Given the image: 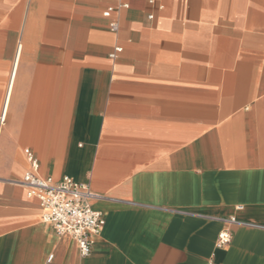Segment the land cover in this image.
<instances>
[{"label":"crops","instance_id":"crops-1","mask_svg":"<svg viewBox=\"0 0 264 264\" xmlns=\"http://www.w3.org/2000/svg\"><path fill=\"white\" fill-rule=\"evenodd\" d=\"M28 150L97 193L90 256ZM0 264H264V0H0Z\"/></svg>","mask_w":264,"mask_h":264},{"label":"built area","instance_id":"built-area-1","mask_svg":"<svg viewBox=\"0 0 264 264\" xmlns=\"http://www.w3.org/2000/svg\"><path fill=\"white\" fill-rule=\"evenodd\" d=\"M127 7L129 3L120 1L117 6L106 7L104 14L110 16L114 11ZM109 27L117 31L119 21L110 20ZM122 50V46H116L111 56L115 57ZM27 158L31 164V170L25 173L19 183L27 189L29 196L38 200L43 211V221L50 223L58 235L72 237L78 244L81 257L90 256L93 251V237L100 233L105 224L103 212L90 204V200L97 196V193L89 182L78 181L69 175L59 180L52 176H43L38 172L40 163L35 154L28 150ZM225 223L226 226L219 232L216 242L217 247L220 248L231 243L233 238L231 225L239 221L235 216H231L225 219ZM52 258L53 255H50L49 261Z\"/></svg>","mask_w":264,"mask_h":264}]
</instances>
